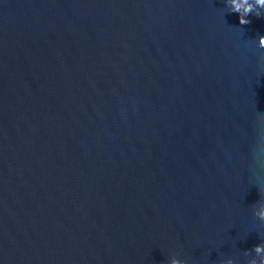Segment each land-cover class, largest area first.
Returning <instances> with one entry per match:
<instances>
[{
    "label": "water",
    "instance_id": "obj_1",
    "mask_svg": "<svg viewBox=\"0 0 264 264\" xmlns=\"http://www.w3.org/2000/svg\"><path fill=\"white\" fill-rule=\"evenodd\" d=\"M249 18L222 0H0V264H244L264 183Z\"/></svg>",
    "mask_w": 264,
    "mask_h": 264
},
{
    "label": "clouds",
    "instance_id": "obj_2",
    "mask_svg": "<svg viewBox=\"0 0 264 264\" xmlns=\"http://www.w3.org/2000/svg\"><path fill=\"white\" fill-rule=\"evenodd\" d=\"M222 3L228 12L238 14L239 25L251 23L250 14L264 18V0H222ZM251 41L257 48L264 49V31L255 34ZM257 189L260 199L252 206V215L259 221V226L252 230L256 231L259 243L253 245L251 250H244L247 257L244 264H264V183H258ZM168 264H186V261L172 256ZM218 264H240V261L229 255L219 260Z\"/></svg>",
    "mask_w": 264,
    "mask_h": 264
}]
</instances>
